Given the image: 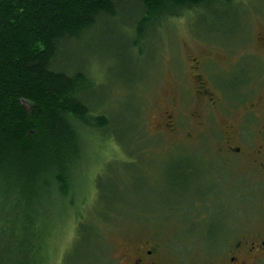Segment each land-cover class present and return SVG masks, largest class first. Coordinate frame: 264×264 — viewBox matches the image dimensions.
<instances>
[{
    "label": "rangeland",
    "instance_id": "rangeland-1",
    "mask_svg": "<svg viewBox=\"0 0 264 264\" xmlns=\"http://www.w3.org/2000/svg\"><path fill=\"white\" fill-rule=\"evenodd\" d=\"M237 2L167 22L159 39L141 41V54L128 43L127 13L71 46L110 130L78 136L63 199L30 180L39 182L37 206L0 215V264H64L79 224L93 228L81 251L89 264H127L124 254L153 240L198 264L262 231L264 175L247 159L264 146V0ZM227 137L243 153L224 165L218 151ZM116 138L136 151L128 155ZM7 191L12 203L18 190ZM103 194L113 210L103 208Z\"/></svg>",
    "mask_w": 264,
    "mask_h": 264
},
{
    "label": "trees",
    "instance_id": "trees-1",
    "mask_svg": "<svg viewBox=\"0 0 264 264\" xmlns=\"http://www.w3.org/2000/svg\"><path fill=\"white\" fill-rule=\"evenodd\" d=\"M237 1L0 0V215L10 206L13 217L32 211L37 206L32 187L39 182L63 199L70 161L82 149L78 136L89 130L108 135L110 118L91 102L94 79L71 60L74 43L127 13L133 34L128 43L141 54V41L150 35L159 39L167 22L183 15L195 19L203 9L229 8ZM116 140L128 155L136 151ZM9 188L18 190L17 202L9 203L10 196L1 193ZM100 202L105 211L113 210V200L104 194ZM83 226L78 225L64 264L91 262V254L81 251L90 244L93 228L84 232Z\"/></svg>",
    "mask_w": 264,
    "mask_h": 264
},
{
    "label": "flooded vegetation",
    "instance_id": "flooded-vegetation-1",
    "mask_svg": "<svg viewBox=\"0 0 264 264\" xmlns=\"http://www.w3.org/2000/svg\"><path fill=\"white\" fill-rule=\"evenodd\" d=\"M197 80L200 90V88L204 86L200 82L199 76H197ZM230 82L232 83V78ZM210 103L217 105L221 102L212 101ZM230 143V137L225 138L226 146L220 148L218 151L219 153L224 152L228 156V162H224V165H227L232 159H234L232 160L233 162L242 157L243 149L240 147L235 148L231 146ZM249 155L252 160L250 157L247 160L253 162L264 175V146H260V148H257V150ZM204 191L205 190H202V192ZM198 200H200V197L197 196V201ZM213 202H215V200ZM224 247L227 248L223 253L211 256L198 264H264V227L261 232L258 231L254 234L248 232L243 233ZM123 257L126 258L127 264H187L184 260L179 261L171 258L164 246L156 240L144 242L140 247L132 251L131 256L124 254Z\"/></svg>",
    "mask_w": 264,
    "mask_h": 264
}]
</instances>
